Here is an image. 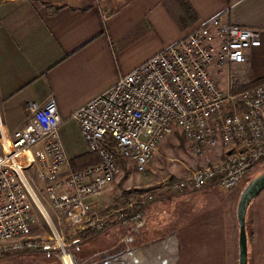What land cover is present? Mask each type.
Masks as SVG:
<instances>
[{
  "label": "built area",
  "instance_id": "2783aa9c",
  "mask_svg": "<svg viewBox=\"0 0 264 264\" xmlns=\"http://www.w3.org/2000/svg\"><path fill=\"white\" fill-rule=\"evenodd\" d=\"M259 45L257 30L219 14L119 77L72 115L98 156L76 171L59 138L55 98L24 103V126L7 132L0 123V258L45 252L78 264L80 229L109 226L94 209V198L121 172L108 138L137 171L148 169L158 144L175 131L193 155L220 149L219 160L170 178V195L238 187L264 162V82L253 84L242 67L245 51ZM154 200L150 192L130 198L113 218L141 228Z\"/></svg>",
  "mask_w": 264,
  "mask_h": 264
},
{
  "label": "crops",
  "instance_id": "0c3cea01",
  "mask_svg": "<svg viewBox=\"0 0 264 264\" xmlns=\"http://www.w3.org/2000/svg\"><path fill=\"white\" fill-rule=\"evenodd\" d=\"M186 1L189 10L180 0H0L2 128L8 132L24 126L23 104L44 103L53 96L62 120L59 138L70 163L88 151L73 113L119 77L219 14L258 31L260 45L245 51L242 67L252 82L264 77V0ZM210 160L206 156L199 161ZM108 194L104 190L94 198V209L109 224L105 230L124 226L112 213L127 201L108 203ZM105 230L79 232L84 242Z\"/></svg>",
  "mask_w": 264,
  "mask_h": 264
},
{
  "label": "rangeland",
  "instance_id": "374dc122",
  "mask_svg": "<svg viewBox=\"0 0 264 264\" xmlns=\"http://www.w3.org/2000/svg\"><path fill=\"white\" fill-rule=\"evenodd\" d=\"M176 132L158 144L147 170L137 171L127 162V169L121 167L110 188H105L110 197L108 203L130 199L118 197L123 190L152 193L155 200L145 212V227L127 229L115 225L82 242L73 248L78 264H238L237 201L244 186L264 171V162L253 168L235 189L209 187L170 195L166 187L169 178L186 176L210 163H201L203 157L213 162V157L221 153L220 149H211L203 155H193ZM31 176L36 177L34 173ZM245 228L247 264H264V189L246 209ZM168 239L172 243L168 244ZM122 250V254L104 259ZM0 264L61 262L54 253L40 252L0 258Z\"/></svg>",
  "mask_w": 264,
  "mask_h": 264
},
{
  "label": "water",
  "instance_id": "95a60500",
  "mask_svg": "<svg viewBox=\"0 0 264 264\" xmlns=\"http://www.w3.org/2000/svg\"><path fill=\"white\" fill-rule=\"evenodd\" d=\"M264 189V171L252 178L240 191L236 205L238 223V264H247V235L245 214L250 201Z\"/></svg>",
  "mask_w": 264,
  "mask_h": 264
},
{
  "label": "trees",
  "instance_id": "16d2710c",
  "mask_svg": "<svg viewBox=\"0 0 264 264\" xmlns=\"http://www.w3.org/2000/svg\"><path fill=\"white\" fill-rule=\"evenodd\" d=\"M180 1H182V3H185V5H187L186 8H188V10H189V4H187L188 2L186 0H180ZM260 82H264V77L253 81V84H257V83H260ZM176 134H179V133L176 132ZM105 145L115 154L116 159L119 162L120 166L123 169H125L126 168V164L129 161H128L127 158L123 157L120 154V152L118 151V149H117V147L115 145V142L113 140H111L110 138H108L105 141ZM97 161H98V156L96 155V153L91 152V151H87L86 153H84L82 155H78V156H76L74 158H71L70 159V165H71V169L74 170V171H76V170H80V169H82L84 167H87V166H89L91 164H94ZM171 179H174V178H171ZM137 192H139V189L123 190L122 191V197L124 199H128V198L133 197L134 193H137ZM143 227H145V225ZM125 240L127 242L128 241V238L125 239ZM122 252H124V250H122L121 252H116L112 256L106 255L104 257V259L107 258V257H114L115 255L122 254Z\"/></svg>",
  "mask_w": 264,
  "mask_h": 264
}]
</instances>
